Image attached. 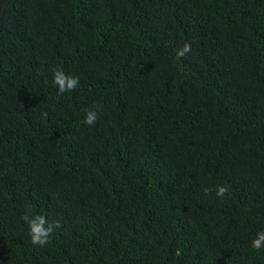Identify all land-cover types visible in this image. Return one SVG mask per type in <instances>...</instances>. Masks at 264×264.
I'll return each instance as SVG.
<instances>
[{
	"label": "trees",
	"instance_id": "1",
	"mask_svg": "<svg viewBox=\"0 0 264 264\" xmlns=\"http://www.w3.org/2000/svg\"><path fill=\"white\" fill-rule=\"evenodd\" d=\"M260 231L264 0H0V264H264Z\"/></svg>",
	"mask_w": 264,
	"mask_h": 264
},
{
	"label": "clouds",
	"instance_id": "2",
	"mask_svg": "<svg viewBox=\"0 0 264 264\" xmlns=\"http://www.w3.org/2000/svg\"><path fill=\"white\" fill-rule=\"evenodd\" d=\"M191 51V45L185 43L183 48L177 51V57L183 58ZM52 84L57 88L59 95H63L66 92L75 91L80 80L78 76L66 75L65 72L60 69L53 70ZM98 107V106H97ZM98 119V112L96 110H88L85 114L84 123L92 126L96 123ZM226 193H228V188L226 186H218L216 195L223 198ZM31 211V209H29ZM22 219L28 224V234L33 245L44 247L52 238L55 230L62 227L59 220L49 222L44 215H35L30 218L28 214H25ZM251 247L253 250L259 252L264 249V231L257 233L256 238L251 241Z\"/></svg>",
	"mask_w": 264,
	"mask_h": 264
}]
</instances>
